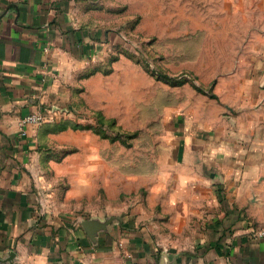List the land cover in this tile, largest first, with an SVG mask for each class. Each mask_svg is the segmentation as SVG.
I'll return each mask as SVG.
<instances>
[{
  "label": "crops",
  "instance_id": "0c3cea01",
  "mask_svg": "<svg viewBox=\"0 0 264 264\" xmlns=\"http://www.w3.org/2000/svg\"><path fill=\"white\" fill-rule=\"evenodd\" d=\"M92 3L0 0V264H264V69L234 79L229 91L220 81L212 94L160 108L186 128L175 149L187 167L170 180L142 176L136 192L145 187V200L123 208L121 221L98 230L76 212L52 210L38 180L46 150L77 133L49 126L82 111L72 86L98 79L81 76L116 43ZM34 113L46 120L24 121ZM159 204L166 222L151 216ZM163 228L196 233L172 242L186 248L165 251Z\"/></svg>",
  "mask_w": 264,
  "mask_h": 264
},
{
  "label": "rangeland",
  "instance_id": "374dc122",
  "mask_svg": "<svg viewBox=\"0 0 264 264\" xmlns=\"http://www.w3.org/2000/svg\"><path fill=\"white\" fill-rule=\"evenodd\" d=\"M92 1L99 19L112 24L116 43L81 76L98 79L72 86L82 111L49 126L77 134L52 140L38 180L58 215L72 211L101 223L121 221L127 205L144 202L147 189L136 192L142 176L149 180L157 171L170 180L187 167L184 150L175 149L186 128L160 108L170 107L171 98L184 105L192 93L212 94L207 89L220 81L229 91L234 79L262 75L264 0ZM121 57L131 64H117ZM159 210L160 204L151 216L166 222ZM178 231L162 229L170 244L161 250L194 240L195 229Z\"/></svg>",
  "mask_w": 264,
  "mask_h": 264
},
{
  "label": "built area",
  "instance_id": "2783aa9c",
  "mask_svg": "<svg viewBox=\"0 0 264 264\" xmlns=\"http://www.w3.org/2000/svg\"><path fill=\"white\" fill-rule=\"evenodd\" d=\"M46 120V117L43 114L40 113H34V114H30L28 115L24 121L26 122H43ZM258 235H264V230H260V232H258Z\"/></svg>",
  "mask_w": 264,
  "mask_h": 264
},
{
  "label": "water",
  "instance_id": "95a60500",
  "mask_svg": "<svg viewBox=\"0 0 264 264\" xmlns=\"http://www.w3.org/2000/svg\"><path fill=\"white\" fill-rule=\"evenodd\" d=\"M111 222H113V220H111V219H108L105 222H101V223L97 222L96 220H85V221H83V224H85L87 226L88 225L93 226L96 229L100 230V229H103V228L106 229L107 223H111Z\"/></svg>",
  "mask_w": 264,
  "mask_h": 264
},
{
  "label": "trees",
  "instance_id": "16d2710c",
  "mask_svg": "<svg viewBox=\"0 0 264 264\" xmlns=\"http://www.w3.org/2000/svg\"><path fill=\"white\" fill-rule=\"evenodd\" d=\"M64 128H66L65 126H63L62 128H60V129H64Z\"/></svg>",
  "mask_w": 264,
  "mask_h": 264
}]
</instances>
